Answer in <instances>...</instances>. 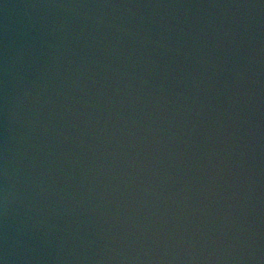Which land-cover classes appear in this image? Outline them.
<instances>
[{
    "label": "water",
    "instance_id": "obj_1",
    "mask_svg": "<svg viewBox=\"0 0 264 264\" xmlns=\"http://www.w3.org/2000/svg\"><path fill=\"white\" fill-rule=\"evenodd\" d=\"M0 264H264V0H0Z\"/></svg>",
    "mask_w": 264,
    "mask_h": 264
}]
</instances>
